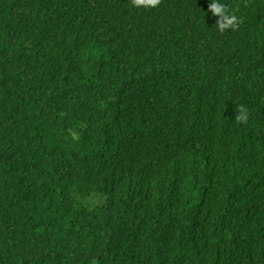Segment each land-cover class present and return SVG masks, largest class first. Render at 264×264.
I'll use <instances>...</instances> for the list:
<instances>
[{
	"label": "trees",
	"instance_id": "1",
	"mask_svg": "<svg viewBox=\"0 0 264 264\" xmlns=\"http://www.w3.org/2000/svg\"><path fill=\"white\" fill-rule=\"evenodd\" d=\"M210 2L0 0V264H264V0Z\"/></svg>",
	"mask_w": 264,
	"mask_h": 264
},
{
	"label": "clouds",
	"instance_id": "2",
	"mask_svg": "<svg viewBox=\"0 0 264 264\" xmlns=\"http://www.w3.org/2000/svg\"><path fill=\"white\" fill-rule=\"evenodd\" d=\"M133 7H157L160 4V0H131ZM213 16L217 17L215 26L217 31L223 33L228 30H238L242 20L237 17L234 12L230 11L229 6L222 3L221 0H211L207 9ZM249 118L248 108L245 105L237 106L235 120L240 124H246ZM225 124L226 127L221 125V130L218 132V136L223 138L228 137L230 132L235 128L233 120L226 116H220L219 119ZM233 125V126H232ZM166 133H170L169 129L165 130ZM254 145L255 154L259 156L258 171L264 174V125H256L250 132V140ZM177 144L185 145L189 149L197 148L201 145L202 139L195 138L192 141L184 142L183 135H179L176 139ZM209 158L213 161L215 159L212 150L210 151ZM248 253L246 252V255ZM222 264V263H221ZM224 264H234L232 261H227Z\"/></svg>",
	"mask_w": 264,
	"mask_h": 264
},
{
	"label": "rangeland",
	"instance_id": "3",
	"mask_svg": "<svg viewBox=\"0 0 264 264\" xmlns=\"http://www.w3.org/2000/svg\"><path fill=\"white\" fill-rule=\"evenodd\" d=\"M50 140H51L54 144H56V138H55L53 135H50Z\"/></svg>",
	"mask_w": 264,
	"mask_h": 264
}]
</instances>
